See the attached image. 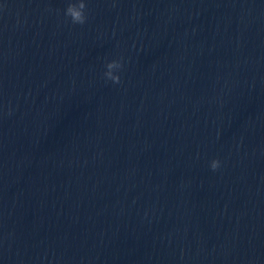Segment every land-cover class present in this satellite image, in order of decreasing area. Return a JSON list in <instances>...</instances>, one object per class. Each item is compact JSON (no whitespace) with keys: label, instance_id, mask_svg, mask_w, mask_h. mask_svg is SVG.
Wrapping results in <instances>:
<instances>
[{"label":"clouds","instance_id":"obj_1","mask_svg":"<svg viewBox=\"0 0 264 264\" xmlns=\"http://www.w3.org/2000/svg\"><path fill=\"white\" fill-rule=\"evenodd\" d=\"M64 16L69 18L73 25H84L88 20V6L86 0H69ZM106 71L103 76L106 80H110L113 84L120 83V70L123 69V58L113 59L106 62ZM220 166L219 160H212L211 169L215 171Z\"/></svg>","mask_w":264,"mask_h":264}]
</instances>
